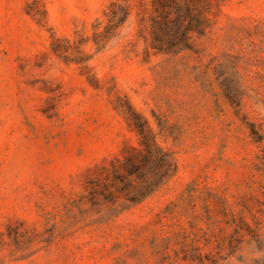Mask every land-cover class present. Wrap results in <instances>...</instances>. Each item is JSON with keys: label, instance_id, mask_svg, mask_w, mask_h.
Wrapping results in <instances>:
<instances>
[{"label": "rangeland", "instance_id": "rangeland-1", "mask_svg": "<svg viewBox=\"0 0 264 264\" xmlns=\"http://www.w3.org/2000/svg\"><path fill=\"white\" fill-rule=\"evenodd\" d=\"M0 264H264V0H0Z\"/></svg>", "mask_w": 264, "mask_h": 264}, {"label": "trees", "instance_id": "trees-1", "mask_svg": "<svg viewBox=\"0 0 264 264\" xmlns=\"http://www.w3.org/2000/svg\"><path fill=\"white\" fill-rule=\"evenodd\" d=\"M152 144H153L154 149L158 153H161L159 147L155 144V142H153ZM160 185H161V183H159V182H156L155 184L150 185V187L146 190V192H143L142 194H140V196H138L137 198H133L131 201L133 203H139V202L145 200L146 198L150 197L152 195V193L155 191V189L157 187H159Z\"/></svg>", "mask_w": 264, "mask_h": 264}]
</instances>
